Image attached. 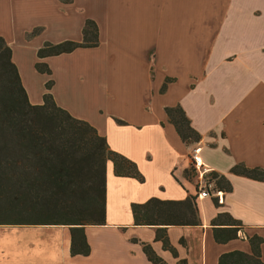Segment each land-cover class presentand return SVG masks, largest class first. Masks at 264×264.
Instances as JSON below:
<instances>
[{"label": "crops", "instance_id": "crops-1", "mask_svg": "<svg viewBox=\"0 0 264 264\" xmlns=\"http://www.w3.org/2000/svg\"><path fill=\"white\" fill-rule=\"evenodd\" d=\"M87 20L98 27V47L39 60L45 43H81ZM0 37L32 105L43 104L53 80L57 105L92 125L144 179L117 177L108 161L106 223L83 227L88 255H72L69 226L0 225V264H152L144 245L165 264H218L225 253L251 254L253 237L263 239L264 262V182L231 172L238 164L264 170V0H0ZM176 107L199 142L181 139L166 112ZM195 146L232 186L219 207L198 197ZM190 197L200 225H135L134 204ZM221 213L242 224L226 244L214 239ZM160 228L171 248L156 239Z\"/></svg>", "mask_w": 264, "mask_h": 264}, {"label": "trees", "instance_id": "trees-1", "mask_svg": "<svg viewBox=\"0 0 264 264\" xmlns=\"http://www.w3.org/2000/svg\"><path fill=\"white\" fill-rule=\"evenodd\" d=\"M40 32L36 29L33 35ZM99 31L87 20L81 43L65 41L45 43L37 53L39 60L70 54L80 48H96ZM13 52L0 37V225L69 226L72 228V255H88L83 227L101 226L107 216V163L111 161L117 177L143 181L136 164L110 150L107 139L88 122L73 117L59 107L46 84L42 105H32L22 84ZM39 73L51 75L49 66L38 61ZM169 120L186 144L201 140L180 107L166 110ZM232 173L264 182V170L248 169L238 164ZM217 189L231 192L224 176L212 174ZM216 206L222 203L216 198ZM136 226H197L201 224L195 198L186 201L150 199L134 204ZM229 222L230 224H224ZM214 239L226 244L238 239L242 224L221 213L212 222ZM221 225H230L222 228ZM156 239L171 248L166 228L158 229ZM263 239H250L251 254L233 251L223 254L218 264H264L261 258ZM152 264H165L150 245L143 246ZM181 264H187L182 261Z\"/></svg>", "mask_w": 264, "mask_h": 264}, {"label": "built area", "instance_id": "built-area-1", "mask_svg": "<svg viewBox=\"0 0 264 264\" xmlns=\"http://www.w3.org/2000/svg\"><path fill=\"white\" fill-rule=\"evenodd\" d=\"M190 159L192 162V167H194V170L199 177V182L197 184L198 197L202 199L214 197L217 198L220 203H222L224 192L217 189L216 180L212 176L213 172L202 162L200 148L198 146L192 147Z\"/></svg>", "mask_w": 264, "mask_h": 264}]
</instances>
